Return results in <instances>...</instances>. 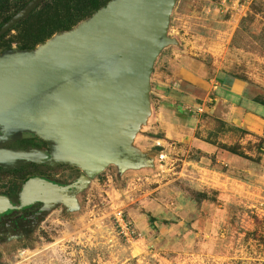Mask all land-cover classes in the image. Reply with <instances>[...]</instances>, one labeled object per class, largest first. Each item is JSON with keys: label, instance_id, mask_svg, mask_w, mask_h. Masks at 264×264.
<instances>
[{"label": "rangeland", "instance_id": "obj_1", "mask_svg": "<svg viewBox=\"0 0 264 264\" xmlns=\"http://www.w3.org/2000/svg\"><path fill=\"white\" fill-rule=\"evenodd\" d=\"M218 1L174 0L144 106L130 124L143 126L130 140L136 155L122 151L126 138L95 170L52 156L0 165V192L13 189L15 202L32 176L69 185L47 207L19 206L18 198L0 215V264H264V129L253 133L211 112L213 98L228 91L222 79L240 84L238 104L264 111V0L239 12L221 11ZM19 2L0 0V22ZM6 29L0 50L15 34ZM171 35L173 45L189 38L202 62L206 84L190 99L162 84L172 73L162 59ZM151 113L169 122L166 141L152 146L142 137L156 122Z\"/></svg>", "mask_w": 264, "mask_h": 264}, {"label": "water", "instance_id": "obj_2", "mask_svg": "<svg viewBox=\"0 0 264 264\" xmlns=\"http://www.w3.org/2000/svg\"><path fill=\"white\" fill-rule=\"evenodd\" d=\"M39 1L29 0L0 33ZM173 2L108 0L32 52L0 55V126H25L27 118V128L54 140L56 159L98 169L128 137L144 106L149 72ZM15 112L22 124L14 122ZM14 159L33 160L35 155L0 147V162ZM67 186L29 177L21 186L19 206L38 201L47 207L64 199ZM12 207L0 195V212Z\"/></svg>", "mask_w": 264, "mask_h": 264}, {"label": "crops", "instance_id": "obj_3", "mask_svg": "<svg viewBox=\"0 0 264 264\" xmlns=\"http://www.w3.org/2000/svg\"><path fill=\"white\" fill-rule=\"evenodd\" d=\"M177 38H175L174 35L167 37L168 41L166 46L168 48H166V52L162 56V59L169 64L168 66H172L170 68L172 69V73L168 74L167 78H163L162 84L172 90L170 93H174L175 91L173 90L178 91L177 95L181 100H184L190 99L192 97V90H198L203 86L202 83L206 84V81L203 80L202 77V62L193 58L192 54L195 53L188 46V42H190L188 40L189 38H186V41H184V44L181 46L171 44ZM157 75L161 76L160 70ZM165 80L168 81L166 82ZM219 85L228 91L223 94H217L218 96L213 98L214 105L212 106L211 112L219 118L243 126L245 129L253 133L262 132L264 129V111L260 107H249L246 109L236 102V97L240 94V84L236 81L230 84V82H226L222 79ZM161 87L159 88L160 90H158V94L166 98L167 101L162 102L164 104L168 102V99L169 101L172 99L170 98L171 94L163 93ZM156 101L159 102V99ZM150 116H154L156 122L153 123V125L151 124L152 127L149 129V134L142 135V137L147 138L144 140L148 142L147 144L152 146L160 144L162 141H166V138L169 135L167 129L169 122H165V119L159 114L151 113ZM142 128V123H139L136 127L129 130L122 151L130 149V154L136 155L135 149L130 140H132L135 135H138ZM158 130L162 132L160 136L157 134Z\"/></svg>", "mask_w": 264, "mask_h": 264}, {"label": "trees", "instance_id": "obj_4", "mask_svg": "<svg viewBox=\"0 0 264 264\" xmlns=\"http://www.w3.org/2000/svg\"><path fill=\"white\" fill-rule=\"evenodd\" d=\"M29 0H20L18 7L0 22L1 26ZM108 0H42L29 12L10 25L6 30H15L8 43L1 45L0 55L13 51L32 52L35 45L42 43L55 32L69 30L87 18ZM1 6V5H0ZM4 33H0V39ZM10 42H15L12 49Z\"/></svg>", "mask_w": 264, "mask_h": 264}, {"label": "flooded vegetation", "instance_id": "obj_5", "mask_svg": "<svg viewBox=\"0 0 264 264\" xmlns=\"http://www.w3.org/2000/svg\"><path fill=\"white\" fill-rule=\"evenodd\" d=\"M0 8L3 6L0 3ZM26 114V113H25ZM20 118L18 117V113H14V122L17 124H22V122L19 123ZM30 123V121L26 118L24 121L25 126H16L4 129L2 126H0V147L3 148H9L13 150H20V151H32L34 152L35 157H37L40 162H43L48 157H54L55 152V142L53 139L44 138L41 135H38L35 133V131L29 129L26 127V124ZM36 159V158H35ZM27 159H14L10 162H0L1 164H16L19 163H25ZM55 160H58L55 158ZM21 161V162H20ZM69 163V162H66ZM27 164V163H26ZM21 186L19 187V190L15 192L17 201L15 202V196L13 195V189L11 191H4L5 189H2L0 192V195H3L7 198L8 202L12 205L18 203L19 193L21 190ZM1 190V188H0ZM32 203H39L38 201H33L28 204ZM26 204V205H28ZM11 208H6L0 212V215L3 212H6L7 210H10Z\"/></svg>", "mask_w": 264, "mask_h": 264}, {"label": "built area", "instance_id": "obj_6", "mask_svg": "<svg viewBox=\"0 0 264 264\" xmlns=\"http://www.w3.org/2000/svg\"><path fill=\"white\" fill-rule=\"evenodd\" d=\"M250 0H219L217 2L218 8L223 11V12H228L230 10L232 11H242L246 9L249 5ZM202 104L197 105L195 107L196 111H201L202 110ZM119 215V212H118Z\"/></svg>", "mask_w": 264, "mask_h": 264}]
</instances>
